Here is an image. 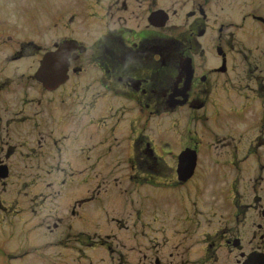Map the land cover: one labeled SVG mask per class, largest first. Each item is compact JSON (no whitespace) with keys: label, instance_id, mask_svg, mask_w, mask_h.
Returning <instances> with one entry per match:
<instances>
[{"label":"flooded vegetation","instance_id":"obj_1","mask_svg":"<svg viewBox=\"0 0 264 264\" xmlns=\"http://www.w3.org/2000/svg\"><path fill=\"white\" fill-rule=\"evenodd\" d=\"M18 12L0 21V264H264V0Z\"/></svg>","mask_w":264,"mask_h":264},{"label":"rangeland","instance_id":"obj_2","mask_svg":"<svg viewBox=\"0 0 264 264\" xmlns=\"http://www.w3.org/2000/svg\"><path fill=\"white\" fill-rule=\"evenodd\" d=\"M24 3L35 4L36 0H0V21L9 20L11 23L19 22L22 16H18V7ZM120 211H124L122 207Z\"/></svg>","mask_w":264,"mask_h":264}]
</instances>
